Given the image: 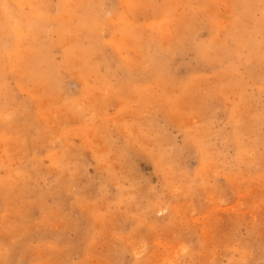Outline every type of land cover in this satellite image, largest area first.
<instances>
[{"label": "rangeland", "instance_id": "1", "mask_svg": "<svg viewBox=\"0 0 264 264\" xmlns=\"http://www.w3.org/2000/svg\"><path fill=\"white\" fill-rule=\"evenodd\" d=\"M39 2L41 41L0 15V264H264L261 0Z\"/></svg>", "mask_w": 264, "mask_h": 264}, {"label": "bare ground", "instance_id": "2", "mask_svg": "<svg viewBox=\"0 0 264 264\" xmlns=\"http://www.w3.org/2000/svg\"><path fill=\"white\" fill-rule=\"evenodd\" d=\"M14 1V0H13ZM20 1V0H19ZM27 2L30 3V12L27 15H22V14H19L18 16H15V13L13 11H10L9 10V7H8V2L9 0H0V15L4 16V27H3V30L13 34L15 36V38L17 39H20L19 37H21V35H18L20 34V29L22 27L24 28H27L28 31L30 30L29 34H30V40H34V42H37V40H39L40 38V41H41V37H40V34L41 32H39L40 30H43L44 29V21L45 19L47 18L46 15L44 14L43 12V8H42V5L41 3L39 2V0H25ZM23 3V2H22ZM74 3V2H73ZM95 10V9H94ZM23 11V10H22ZM79 15V14H78ZM2 21V20H1ZM64 21V20H62ZM61 21V22H62ZM2 23V22H1ZM3 24V23H2ZM49 24V23H48ZM47 25V24H46ZM46 29V28H45ZM44 29V30H45ZM25 30V29H24ZM43 30V31H44ZM62 30V29H61ZM24 33V32H23ZM163 34V33H162ZM24 36V34H23ZM28 36V34H27ZM6 38V37H5ZM176 38V37H175ZM17 39V40H18ZM46 40V39H45ZM47 41V40H46ZM45 41V42H46ZM44 43V42H43ZM41 45V44H40ZM47 46V45H45ZM18 48V47H17ZM45 49V48H44ZM137 49V48H136ZM47 50V49H46ZM54 50V49H53ZM25 51V50H24ZM37 51V50H36ZM35 51V52H36ZM34 52V51H33ZM34 52V53H35ZM9 53V52H8ZM76 54V53H75ZM5 55V53H4ZM28 56V55H27ZM35 56V54H34ZM42 56V55H41ZM48 56V55H47ZM26 57V56H25ZM24 57V58H25ZM30 58V56H28ZM33 57V56H32ZM5 58V57H4ZM9 58V57H8ZM39 58V57H38ZM44 58H45V55H44ZM12 59V58H11ZM15 59V58H14ZM47 59V57L45 58ZM9 60V59H8ZM37 60V59H35ZM4 61H6L4 59ZM15 61V60H14ZM78 61V60H77ZM7 62V61H6ZM5 62V63H6ZM43 62V60H42ZM19 63V62H18ZM36 63V62H35ZM39 63V62H38ZM37 63V64H38ZM80 63V62H79ZM156 63V62H155ZM11 64V63H10ZM9 64V65H10ZM21 64V63H20ZM25 64V63H24ZM41 64V63H40ZM148 64V63H147ZM6 65V64H5ZM8 65V64H7ZM14 65V64H12ZM3 66V65H2ZM27 66V65H26ZM29 66V65H28ZM40 66V65H39ZM14 67V66H13ZM36 67V66H35ZM45 67V66H44ZM69 67V66H68ZM30 68V67H29ZM43 69V67H41ZM11 69V68H10ZM9 69V71H10ZM45 69V68H44ZM4 70V69H3ZM6 70V69H5ZM37 70V69H36ZM9 71L7 72L9 74ZM40 72V71H39ZM90 72V71H89ZM72 73V72H71ZM29 75V74H28ZM41 76V75H40ZM19 80V79H18ZM41 80V79H40ZM87 81V80H86ZM127 83V82H126ZM147 96V95H145ZM70 102V101H69ZM76 104V102H75ZM91 106V105H90ZM81 107V106H80ZM116 119V118H115ZM117 121V120H116ZM15 128V127H14ZM254 135V134H253ZM250 136V135H249ZM131 140V139H130ZM94 142V141H93ZM251 143V142H250ZM53 156V155H52ZM23 167V166H22ZM43 168V167H42ZM116 170V169H115ZM8 171V170H7ZM53 174V173H52ZM5 181V180H4ZM15 181V180H14ZM4 185V184H3ZM2 185V186H3ZM179 187V186H178ZM184 203V202H183ZM187 205V204H186ZM90 208V207H89ZM12 214V213H11ZM65 224V223H64ZM54 227V226H53ZM45 228V227H44ZM46 257V256H45Z\"/></svg>", "mask_w": 264, "mask_h": 264}, {"label": "snow or ice", "instance_id": "3", "mask_svg": "<svg viewBox=\"0 0 264 264\" xmlns=\"http://www.w3.org/2000/svg\"><path fill=\"white\" fill-rule=\"evenodd\" d=\"M261 10L264 12V0H261ZM261 65H262V73H261V91L264 92V47L261 50ZM146 250V245H141L140 251L143 252ZM186 251V249H185ZM134 264H141L139 259L134 262Z\"/></svg>", "mask_w": 264, "mask_h": 264}]
</instances>
